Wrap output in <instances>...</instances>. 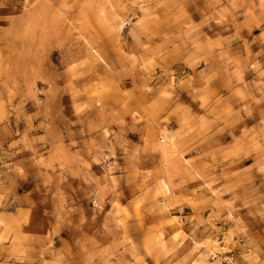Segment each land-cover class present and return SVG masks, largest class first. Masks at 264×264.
<instances>
[{
	"label": "rangeland",
	"instance_id": "rangeland-1",
	"mask_svg": "<svg viewBox=\"0 0 264 264\" xmlns=\"http://www.w3.org/2000/svg\"><path fill=\"white\" fill-rule=\"evenodd\" d=\"M0 264H264V0H0Z\"/></svg>",
	"mask_w": 264,
	"mask_h": 264
}]
</instances>
